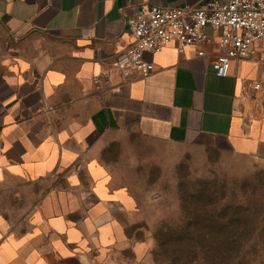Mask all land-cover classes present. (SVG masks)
<instances>
[{
    "label": "crops",
    "instance_id": "1",
    "mask_svg": "<svg viewBox=\"0 0 264 264\" xmlns=\"http://www.w3.org/2000/svg\"><path fill=\"white\" fill-rule=\"evenodd\" d=\"M205 1L0 0V264H143L146 218L114 166L124 140L264 160L257 63L221 78L169 46L145 55L148 78L113 70L140 7Z\"/></svg>",
    "mask_w": 264,
    "mask_h": 264
},
{
    "label": "rangeland",
    "instance_id": "2",
    "mask_svg": "<svg viewBox=\"0 0 264 264\" xmlns=\"http://www.w3.org/2000/svg\"><path fill=\"white\" fill-rule=\"evenodd\" d=\"M115 156V170L125 175L146 218L150 246L143 264H182L183 244L208 238L242 244L232 264H264V160L141 139L122 141ZM207 218L219 226L211 237L191 226ZM210 263L198 258L193 264Z\"/></svg>",
    "mask_w": 264,
    "mask_h": 264
},
{
    "label": "built area",
    "instance_id": "3",
    "mask_svg": "<svg viewBox=\"0 0 264 264\" xmlns=\"http://www.w3.org/2000/svg\"><path fill=\"white\" fill-rule=\"evenodd\" d=\"M127 26L132 43L116 55L113 65L126 83L155 71L145 59L147 53L174 46L180 51L194 47L196 57L208 59L221 78L229 75L233 62L253 61L263 72L253 89L264 88V0H206L185 8L142 6Z\"/></svg>",
    "mask_w": 264,
    "mask_h": 264
},
{
    "label": "trees",
    "instance_id": "4",
    "mask_svg": "<svg viewBox=\"0 0 264 264\" xmlns=\"http://www.w3.org/2000/svg\"><path fill=\"white\" fill-rule=\"evenodd\" d=\"M200 217H206L204 215V211L199 212ZM212 220L210 218L203 219L200 222H194L191 226L195 227L197 231L205 232V236H212V230L219 229L214 226ZM191 226L188 228L186 227V233L189 234L191 231ZM185 228L182 229V233L187 238L184 232ZM230 230L232 235H235L237 230L232 227L231 225L227 228ZM248 230V229H246ZM183 247L186 251H184L185 255L182 259V264H193L197 259L204 258L205 261H210V264H216V262H223V264H232L233 255L236 254L242 248V244H238L236 241L227 243L226 245L217 243L212 241V238H208L206 240H202L200 243H191L187 241V244H183ZM222 251H226V255H223ZM202 256V257H201ZM219 256V259H218ZM189 260V261H188Z\"/></svg>",
    "mask_w": 264,
    "mask_h": 264
}]
</instances>
